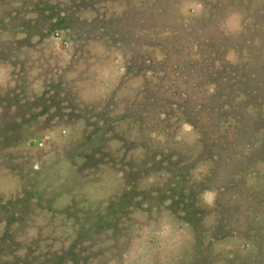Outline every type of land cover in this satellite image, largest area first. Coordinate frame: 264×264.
I'll list each match as a JSON object with an SVG mask.
<instances>
[{
	"label": "rangeland",
	"instance_id": "374dc122",
	"mask_svg": "<svg viewBox=\"0 0 264 264\" xmlns=\"http://www.w3.org/2000/svg\"><path fill=\"white\" fill-rule=\"evenodd\" d=\"M0 264H264V0H0Z\"/></svg>",
	"mask_w": 264,
	"mask_h": 264
}]
</instances>
